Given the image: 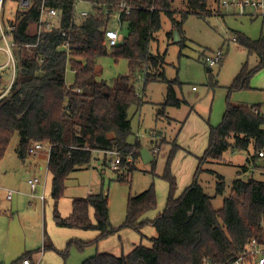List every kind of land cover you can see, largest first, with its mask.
I'll return each mask as SVG.
<instances>
[{"label": "trees", "instance_id": "trees-1", "mask_svg": "<svg viewBox=\"0 0 264 264\" xmlns=\"http://www.w3.org/2000/svg\"><path fill=\"white\" fill-rule=\"evenodd\" d=\"M82 1L87 4L83 9L89 10L90 15L71 29L69 52L63 48L64 38L56 34L47 35L48 42L37 48H27L35 43L33 30L41 1L33 0L30 9L16 14L17 76L9 94L0 100V161L16 134L20 139L16 152L22 161L35 144L50 145L48 170L51 198L55 203V226L97 233L93 241H78L79 250L89 247L98 250L102 241L122 229L141 234L143 227L150 225L157 233V237L152 238L141 234V242L130 246L127 254L123 251L119 256L97 253L81 264H228L245 256L253 241L264 247V180H236L220 210H215L212 198L199 185L205 164L220 161L230 149L249 153L253 148L254 154L249 153L243 172L246 174L251 165L259 167L264 177L263 163L257 166L262 162L258 152L264 149V117L256 106L228 105L222 123L211 128L209 147L199 160L193 182L178 199L168 166L164 175L170 184L168 203L163 214L154 220H142L146 213L157 208L154 185L140 195L129 197L126 219L119 228H113L110 222L109 201L103 194L74 200L70 215L64 218L60 214L58 204L64 197L67 181L71 174L91 165L94 153H121V168L128 164L131 154L136 159L140 157L141 143H129L133 135L129 111L134 106L140 108L141 103L135 88L138 69L145 85L157 80L168 83L160 115H164L168 107L179 109L186 104L177 97L176 86L180 83L168 81L163 71L156 73L163 69L165 56H154L150 52L154 36L162 29V13L171 19L173 29L183 35V23L190 15L208 18L216 15L217 7L220 9L222 5V0H180L179 4L187 11L181 12L178 20L175 18L178 10H174L176 0ZM121 4L131 9L129 15L119 9ZM48 5L62 12L64 28L69 29L73 1L48 0ZM119 12L128 38L111 48L112 55L117 60H127L131 74L117 78L114 87H110L98 77L96 66L98 59L109 54L105 31L109 29L111 17ZM235 40L250 55L259 57L257 69L264 67V34L258 40L238 34ZM68 66L75 74L71 86L65 79ZM251 74L244 68L234 88L248 87ZM171 157L172 154L169 159ZM151 163L155 164V155ZM134 171L136 169L132 168L130 175ZM126 179L127 173L119 176V181ZM218 180L216 195L224 196V178L218 176ZM44 249L66 256L53 243L44 245ZM36 253L27 252L12 264H21L26 259L33 263Z\"/></svg>", "mask_w": 264, "mask_h": 264}, {"label": "rangeland", "instance_id": "rangeland-1", "mask_svg": "<svg viewBox=\"0 0 264 264\" xmlns=\"http://www.w3.org/2000/svg\"><path fill=\"white\" fill-rule=\"evenodd\" d=\"M19 1L5 0L3 19L6 24L13 20ZM179 1L176 0L174 6V10H178L175 15L178 20L180 13L187 11ZM216 13L208 18L190 15L183 23L181 42H175L172 21L162 13V29L154 36L150 52L154 56H165L163 69L156 73L163 71L168 81L177 80L180 83L176 86L177 97L186 104L179 109L168 107L165 114L160 115L159 110L166 102L168 83L157 80L145 85L138 69L135 88L141 103L140 108L134 106L129 111L133 129L129 143L139 141L143 147L152 150L155 164H145L141 156L137 159L132 156L130 163L114 172L110 166L111 156L104 152L94 153L91 165L71 174L66 183L64 197L58 204V211L63 217L70 215L74 200L103 194L108 197L110 222L113 228H119L126 219L129 197L140 195L154 185L157 208L142 217L145 221L154 220L163 214L168 203L170 184L164 178L168 166L176 183L175 198L178 199L193 182L199 160L209 147L211 128L222 123L228 105L256 106L264 117V67L257 69L259 57L250 55L234 41L238 34L252 40L260 39L264 34V12L253 18L239 16L233 8L220 6L219 9L218 6ZM108 28L118 30L123 40L128 38L126 26L121 27L117 14L111 17ZM169 34H173V37L170 38ZM108 51L106 57L98 59L96 72L102 81L114 87L116 79L131 74V69L127 60H117L112 55V49ZM218 52L223 53L224 59L220 65L209 70L205 60L215 57ZM6 60L5 54L0 51V64ZM244 68L252 73L248 87L235 89V80ZM65 79L68 86L74 84L75 74L70 66L67 67ZM19 141L16 134L0 161V184L21 193L8 206L10 213L0 215V263L12 264L23 254L42 251L44 245L53 243L66 256L48 250L41 254L40 264H81L97 253L116 256L121 255L122 251L127 253L131 244L140 242L141 234L154 237L155 230L150 225L144 226L141 234L122 229L102 241L98 250L95 247L79 250L78 241H93L97 233L64 230L55 226V203L51 198V180L47 168L50 145L43 143L38 155L28 156L24 162L16 152ZM155 148H158V153L154 152ZM249 151L250 155L254 154L253 148ZM249 153L230 149L220 161L205 164L199 185L212 198L215 210L223 207L224 199L231 195L236 180H264L259 167L249 165V171L246 174L243 172ZM261 164L258 162L257 166ZM132 168L136 171L130 175ZM126 173L128 179L119 181V176ZM218 176L224 178V196L216 195ZM33 178L41 180L38 195H45V202L29 197L31 192L27 182ZM82 236L90 238L84 239Z\"/></svg>", "mask_w": 264, "mask_h": 264}, {"label": "built area", "instance_id": "built-area-1", "mask_svg": "<svg viewBox=\"0 0 264 264\" xmlns=\"http://www.w3.org/2000/svg\"><path fill=\"white\" fill-rule=\"evenodd\" d=\"M41 1L38 6L37 11V20L34 24V36L35 43L27 45V48H37L42 43L48 42L47 35L56 34L59 37L64 38V50L69 52L71 44H72V36L71 29L74 24L82 21L89 17L90 12L87 9H83L87 4L82 0H72L73 1V15L71 17L70 28L65 29L63 25L64 15L58 9L52 8L48 5V0H39ZM33 4V0H20L19 8L15 13L22 14ZM222 7L233 8L236 11V14L239 16H250V17H258L264 12V0H222ZM5 8V0H0V51L3 52L7 58L5 65L0 67V69L9 68L12 73V81L9 85L7 91L0 96V100L6 97L10 90L12 89L14 82L17 76V62L16 56L14 54L15 48V16L9 24H6L3 19V13ZM119 9L121 11H125L127 15L130 14L131 9L127 7L125 4H121ZM238 12V13H237ZM119 16L120 22V14ZM121 24V22H120ZM122 27V24H121ZM105 36L107 40V44L110 48L116 47L123 41L122 36L119 34V31H115L112 29H107L105 31ZM235 41V39H234ZM224 59V55L222 52L216 53L213 58H206V64L210 68H214L217 65H220ZM255 113H258L255 111ZM155 139V137H153ZM43 149L42 144L37 143L35 146L29 151V156H36ZM155 153H158V150H154ZM105 155L111 156L110 166L114 172H118L121 170V165L123 161V155L119 152H106ZM114 157V159H113ZM258 157L262 161L264 166V149L258 152ZM132 154L128 156L127 163L132 161ZM31 193L30 198L33 200L44 201L45 196L38 195V187L40 185V180L38 178H33L29 181ZM0 191H4V197L7 201H13L15 192L8 189H3L0 187ZM1 211V207H0ZM21 264H32L30 260L26 259ZM210 264V263H206ZM228 264H264V247L260 246L256 241H253L250 245V250L245 256L239 257L237 260L228 263Z\"/></svg>", "mask_w": 264, "mask_h": 264}, {"label": "crops", "instance_id": "crops-1", "mask_svg": "<svg viewBox=\"0 0 264 264\" xmlns=\"http://www.w3.org/2000/svg\"><path fill=\"white\" fill-rule=\"evenodd\" d=\"M222 6V5H221ZM236 42V41H235ZM3 65H5V63H2V64H0V67H2ZM210 70V69H209ZM143 78V77H142ZM12 81V73H11V69H9V68H4V69H0V96L2 95V94H4L6 91H7V89H8V87H9V85L11 84L10 82ZM151 139H152V137H151ZM153 140V139H152ZM150 151H152V150H150ZM153 152V151H152ZM38 155V154H37ZM36 155V156H37ZM49 155H50V150H49V153H48V155H47V168H48V161H49ZM35 156V157H36ZM29 157H33V156H29ZM28 158V157H27ZM26 158V159H27ZM25 162V161H24ZM48 172H49V170H48ZM49 179L51 180V174H50V172H49ZM31 180V179H30ZM30 180H28V182H27V185H28V187H30V185H29V181ZM40 180V179H39ZM40 185H41V180H40ZM39 185V186H40ZM0 187L1 188H3V189H8V190H12V189H10V188H8V187H5L4 185H2V184H0ZM12 191H14V190H12ZM15 192V195H14V199H15V196L16 195H19V194H21V193H19V192H17V191H14ZM30 192H31V189H30ZM4 191H0V207H1V211H0V215H5V214H8V213H10V209H9V207L8 206H10L12 203H13V201H14V199H13V201H7L6 199H5V197H4ZM29 196V195H28ZM45 196V195H44ZM30 197V196H29ZM33 200V199H32ZM46 201V198H45V200L43 201V202H45ZM66 217H68V216H66ZM66 217H64V218H66ZM58 229H60V228H58ZM64 230H69V229H64ZM89 236H82V238H84V239H86V238H88ZM154 237H157V233L155 232V235H154ZM90 238V237H89ZM84 241V240H83ZM140 242H141V240H140ZM139 242V243H140ZM138 243V244H139ZM134 245L136 244V243H133ZM133 244H131L130 246H132ZM144 244L147 246V245H150V244H148V243H146V242H144ZM46 252H48L47 250H45V249H43L42 251L41 250H38L37 251V253L32 257V259H33V263L32 264H40V262H41V254L42 253H46ZM124 252V251H123ZM128 253V252H127ZM127 253H125V254H127ZM117 256H119V255H117Z\"/></svg>", "mask_w": 264, "mask_h": 264}, {"label": "water", "instance_id": "water-1", "mask_svg": "<svg viewBox=\"0 0 264 264\" xmlns=\"http://www.w3.org/2000/svg\"><path fill=\"white\" fill-rule=\"evenodd\" d=\"M174 40L175 42H181L180 34L176 29L174 30ZM140 156L145 164H149L154 160V156L151 151L145 147L140 150Z\"/></svg>", "mask_w": 264, "mask_h": 264}]
</instances>
